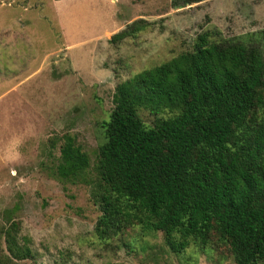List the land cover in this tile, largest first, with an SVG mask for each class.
I'll return each mask as SVG.
<instances>
[{"label":"rangeland","instance_id":"374dc122","mask_svg":"<svg viewBox=\"0 0 264 264\" xmlns=\"http://www.w3.org/2000/svg\"><path fill=\"white\" fill-rule=\"evenodd\" d=\"M138 18L145 29L108 42ZM206 30L258 43L264 54V0H0V264H236L215 238L178 255L161 232L137 227L99 240L95 185L56 173L69 134L94 179L116 84L191 50ZM6 218L19 223L30 258L7 252Z\"/></svg>","mask_w":264,"mask_h":264},{"label":"trees","instance_id":"16d2710c","mask_svg":"<svg viewBox=\"0 0 264 264\" xmlns=\"http://www.w3.org/2000/svg\"><path fill=\"white\" fill-rule=\"evenodd\" d=\"M200 0H182L184 4ZM138 18L109 38L134 37ZM95 178L87 153L64 134L57 175L94 184L106 241L128 228L162 233L167 249H206L215 238L236 264H264V54L258 43L197 35L191 50L118 82ZM141 112L150 120L145 121ZM19 223L6 218L5 247L32 256Z\"/></svg>","mask_w":264,"mask_h":264}]
</instances>
